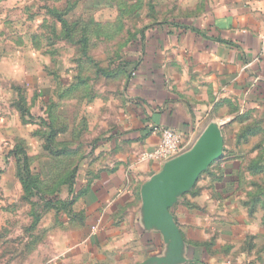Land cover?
<instances>
[{"label": "crops", "instance_id": "0c3cea01", "mask_svg": "<svg viewBox=\"0 0 264 264\" xmlns=\"http://www.w3.org/2000/svg\"><path fill=\"white\" fill-rule=\"evenodd\" d=\"M145 21L126 53L136 66L116 117L89 121L93 142L77 164L81 194L59 219L66 225L75 217L77 226L48 234L37 264H264V210L244 205L254 185L264 188V145L253 147L254 135L236 142L247 117L264 135V0H201L184 14ZM9 75L16 88L14 71ZM51 97H41L43 113ZM5 114L0 188L13 182L16 189L14 129ZM208 124L220 129L223 154L169 207L182 241L174 260L171 238L147 220L141 198V187L164 164L147 157L159 140L153 128H172L188 150ZM1 217L0 264H17L18 230L1 227Z\"/></svg>", "mask_w": 264, "mask_h": 264}, {"label": "rangeland", "instance_id": "374dc122", "mask_svg": "<svg viewBox=\"0 0 264 264\" xmlns=\"http://www.w3.org/2000/svg\"><path fill=\"white\" fill-rule=\"evenodd\" d=\"M200 1L0 0V114L5 112L4 116L11 122V129H14L11 145L25 149L28 167L26 174L17 168L19 185L16 189L13 182L0 188L1 227L18 230L17 264H37L46 250L48 234L55 228L77 226L75 217H69L71 221L66 225L60 223L59 219L67 214L66 211L44 208L39 196L58 193L64 197L67 193L65 182L70 179L85 147L93 142L89 138V121L98 118V122L103 117L111 120L120 109L126 76L96 75L93 62L108 69L119 56L122 59L128 56L129 46L145 24V18L150 22L149 19L155 17H168L173 10L184 14L187 8ZM54 13L61 14L69 24L92 22L87 32L86 54H82L80 45L74 43L79 32L72 34L73 41L67 39ZM76 29L80 31V28ZM13 71L19 81L17 90L11 87L15 83L9 73ZM29 75L34 76L35 81L28 79ZM78 75L87 80L86 85L68 91L70 85L76 83ZM47 94L52 97L49 105L44 103V107L49 109L43 113L45 108L41 97ZM21 97L22 104H26L33 115L30 118L15 106V100ZM51 117L58 131L50 146L56 150L62 148L65 152L61 154L45 150L47 122L51 123ZM249 120L247 117L239 131L253 125L258 130L254 135L258 140L253 147L260 150L264 145L263 132L258 123ZM225 135V146L229 147L232 144L230 131L225 129ZM239 142L245 141L240 139ZM14 157L17 166L19 162L21 164L22 160H18L21 156ZM256 158L261 157L258 154ZM25 176L38 186L36 196L30 199H26L19 180ZM5 194H11L16 201L9 202V196L5 198ZM257 208L264 210L259 202ZM4 262L8 264V261Z\"/></svg>", "mask_w": 264, "mask_h": 264}, {"label": "water", "instance_id": "95a60500", "mask_svg": "<svg viewBox=\"0 0 264 264\" xmlns=\"http://www.w3.org/2000/svg\"><path fill=\"white\" fill-rule=\"evenodd\" d=\"M224 139L220 129L208 124L195 143L182 154L167 160L141 187L143 209L147 220L158 225L172 240L174 260L181 259L182 241L169 207L179 193L189 189L200 173L223 154Z\"/></svg>", "mask_w": 264, "mask_h": 264}, {"label": "trees", "instance_id": "16d2710c", "mask_svg": "<svg viewBox=\"0 0 264 264\" xmlns=\"http://www.w3.org/2000/svg\"><path fill=\"white\" fill-rule=\"evenodd\" d=\"M152 9V7H151ZM139 11L137 10V16H138ZM56 21H58L62 28H63V32L65 33V37L67 39L71 38V41H73L72 39V34L75 32H79V37L76 39V41L74 40V43L77 45H80V51H82V54H86L87 51V46H88V36H87V32H88V27L89 25L92 23H86L84 22L83 24L80 23H73V24H69L67 22V20H65L63 18V16L59 13H54ZM137 18V17H136ZM137 20V19H136ZM82 25V26H81ZM81 26V27H80ZM76 28H80V31ZM81 32V33H80ZM141 33V29L138 31L137 34ZM92 66L95 68L96 70V75H102L105 77H113L117 74H122L125 75L126 78L129 77V75L132 73L133 69L135 68L136 64L133 65V63L131 61H127L125 59H122L121 56H119L116 60H114L110 67L108 69L103 68L101 66H99L97 63L92 64ZM81 71H79L80 74ZM76 83L71 84L70 85V89L68 91H72L75 90L77 87H80L82 85H86L87 80L85 78L80 77L79 75L76 77ZM18 89V88H17ZM63 95V93H62ZM22 97L21 99H19L16 102V107L19 109V111L21 113H24V115H28V109L26 106H24L22 104ZM51 123L47 122V127H48V131L46 134V145H45V150H47L49 153H54V154H61L62 152V148L59 150H56L54 148H52L50 146V141L56 136V132L58 131L56 128H54V118H50ZM50 123V124H49ZM258 131V130H257ZM256 128L252 125V127L249 126H245L243 127L237 134L236 137V141H238L237 143H240L239 140L243 139L244 141L247 140V137L250 135H255L257 133ZM14 155H19L21 157H19V161L22 160L21 164L20 162L18 163L17 168L19 170H23V174H26L28 167H27V157H26V152L25 149L19 146H16L15 150L13 151ZM76 152V151H75ZM260 159H257V161L255 162V164H257V162ZM261 168V167H260ZM263 173L262 170H258V173ZM21 176V175H20ZM77 177H78V166H76L73 170V172L70 175V179L68 181H66L65 183H67V197L66 199H60V196L58 193L55 194H50L48 196H44L41 195L39 196L43 202L44 208H49V209H54L56 212L59 211H66V212H70V207L71 204L73 203L74 199L76 198V195L78 196L79 194H81V190L77 189ZM27 176L22 177L20 180L22 187H23V191L25 193V197L26 199H30L33 196H36V191H38V186L33 182V180H29L26 179ZM264 179V177H263ZM264 196V188L262 185L258 184V185H254V191L251 192L249 194V199L248 201L244 202V205L247 206L249 208V211L252 212L254 207L257 208V203L259 202L260 205L263 207L264 209V201H262L261 197L263 198ZM78 218V217H76ZM81 219V218H78ZM263 223H264V216H263ZM191 264H203L200 260L195 259V263H191Z\"/></svg>", "mask_w": 264, "mask_h": 264}, {"label": "built area", "instance_id": "2783aa9c", "mask_svg": "<svg viewBox=\"0 0 264 264\" xmlns=\"http://www.w3.org/2000/svg\"><path fill=\"white\" fill-rule=\"evenodd\" d=\"M153 131L159 134V140L155 148L147 153V157L165 162L186 151L180 135L172 128L154 127Z\"/></svg>", "mask_w": 264, "mask_h": 264}]
</instances>
